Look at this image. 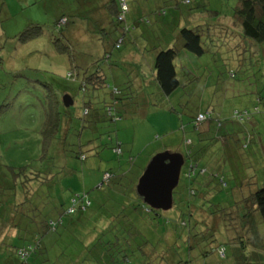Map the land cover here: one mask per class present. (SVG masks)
Segmentation results:
<instances>
[{"label": "rangeland", "instance_id": "1", "mask_svg": "<svg viewBox=\"0 0 264 264\" xmlns=\"http://www.w3.org/2000/svg\"><path fill=\"white\" fill-rule=\"evenodd\" d=\"M127 1L129 10L126 14L125 25L135 24L130 34L137 46L132 44L122 46L121 51L129 58L121 64L116 63L112 58L106 60L108 63L103 61L99 65L103 70H106L108 65L118 67L117 71H113L117 78L121 76L122 71L134 78L138 68L134 56L141 60L142 54H148L153 45L165 47L163 44H168L179 49L176 62L178 63L179 80L185 86H179L168 96L169 99L156 93L152 99L156 101V109L149 111L147 120L151 123L153 121L157 123V120L159 123L164 122L167 126L166 130H157L151 141L150 138L137 137L130 147L131 137L129 135H132V130L126 134L123 127L119 128V126L131 122L130 120H133L135 116L124 115L121 111L122 115L119 111L122 115V123L119 125L110 122L104 116L103 110L83 115L84 102L103 101L106 99L107 92L78 91L77 82L71 81L66 75L72 73L75 68L73 78L76 79L78 67L82 69L90 67L91 63L101 58L104 50L110 46L116 35L115 27L118 25L114 17H108L107 14L104 18L101 17L105 22H109V26L102 30L97 20L103 13L99 14L98 10L95 11L97 14H91L88 0H0V184L9 179L6 167H22L29 164L26 174L22 175L33 173L34 170L53 172L52 190L54 191H51V202L58 197L61 205L67 207L69 196L83 192L90 199L91 207L83 215L77 216L78 219L70 230L68 229L57 237L49 234L44 238L49 263L111 264L107 254L106 257L103 253L100 256L99 250H103V247L99 244L111 239L113 233L119 235L123 231L126 235L132 234L137 237L132 243L139 244L147 240L150 244L159 243L157 247L159 252L168 249L167 258L170 264H178V262L187 264L189 261L192 264H233L229 257L230 254L221 257L214 252L216 247L228 244V241H226L227 236L222 225L210 226L207 213H213L218 208L224 209L235 202L232 191L236 193L238 187L229 182L230 175L234 178L233 173L223 171L220 163L226 166V152H234L238 156L243 155L247 146L246 151L251 150L252 144L248 142L247 132L251 133L252 125L253 132L259 135L261 141L257 143V148H254L255 155L247 157L249 170L257 172L258 185L264 184V113L253 115L254 120L249 124L233 123L237 129L232 137L199 142V147L209 144L208 152L205 150L207 154L203 150L202 156L200 151L196 153L201 156L199 169H204V173L199 174L197 179L199 183L206 184V186L200 185V195L203 197L200 195L195 198L189 197L188 180L181 178L173 192L175 205L166 211L159 210V213H156L158 218L155 219L154 213L145 215L147 211L143 210L142 206L140 213L138 209L132 211V206L137 207L141 199L138 196V199L136 198V187L134 189H128V187L130 181L137 180L138 174L143 173L142 169H145L150 162L148 157L151 153L165 149L163 147L166 146L177 147L179 143L180 148L177 151L182 152L186 150L185 139L191 141L197 139L198 134L192 129L191 119L196 112L207 111L214 92L218 95V91L225 89V92L230 95L238 90L241 93L240 97L227 96L223 99L215 95L217 102L218 99L221 103L225 102L223 114L226 116L234 109L251 108L252 96L246 94L251 88L250 79H243V77L241 81L231 79L228 67L221 66L219 63L215 64L209 54L200 58L181 51L178 42L182 44V40L174 38L177 26L190 22L189 25H191L196 21L201 24L203 19L211 24L232 25L235 30H238L230 21L231 9L236 0H191L189 4H184L182 0L178 10L174 9L170 3L171 0H136V5L132 0ZM149 9L159 11V13H151ZM209 11L219 13L213 15ZM162 12H164L163 15ZM73 13L78 17L73 18L66 25H55L54 28V23L60 16L73 15ZM138 17L146 18L148 23H134V19ZM29 24L39 25L45 32L39 38L21 43L17 34ZM59 31L62 32L63 38L69 41L70 55L57 52L52 43L51 33L61 39L58 35ZM225 31L228 32L227 27H224V31L216 32L224 34ZM230 35L234 37L235 35L229 34L226 38L232 45L235 40L231 39ZM161 36H166L165 40L159 39ZM217 36L223 37L224 35ZM221 40L224 42L223 39ZM61 42L63 44L62 40ZM134 48L138 50L135 52ZM140 65L146 68L143 62ZM106 75L109 74L106 73ZM195 76L198 79L193 80ZM188 78L193 81L188 82L190 81L187 80ZM46 83L51 84L54 92L59 96L62 94L63 87L71 91L68 94L72 98V104L69 107L63 106L64 108L61 109L63 116L70 117L71 130L62 148L59 144L62 142H60L62 124L58 137L54 141L55 144H52L48 158L46 157L48 160L42 159L39 162V157L43 155L40 131L47 106L45 101L47 94L44 87ZM108 83L114 85L109 77ZM116 83L118 86V82ZM74 91H77L76 94ZM154 114H157L155 118ZM116 132H119L117 141ZM137 134L139 132L136 129ZM124 135H126L125 139L121 137ZM201 139H211V137L205 133L202 134ZM79 144H83L80 150L86 156L82 161L74 157ZM129 150H133V153ZM152 150L154 151L151 152ZM250 162L259 166V171ZM238 165L235 164V167L237 168ZM246 166L248 167L247 164ZM188 167L189 164H184L181 173L187 174ZM25 171L26 169L22 173ZM237 183L240 182L237 181ZM246 189L248 190V187ZM1 190L0 187V264H11L16 260V256L11 253L14 252L15 247H18L19 241L13 240L12 235L4 236L8 230L5 231L3 228L9 224V219H5L4 215L8 217L10 214L9 217H11L15 215V212H12L6 205L8 200L4 199ZM45 190L43 188V192ZM123 192H126V197L123 196ZM188 197L196 210L193 218L198 224L195 226L192 222H187L189 215L185 212V223H187L185 243L184 239H178L179 234L175 237L173 231H168L160 237L162 232L160 229L167 227L165 221H171L177 212L188 208L189 205H186ZM178 199L183 202L180 206L176 205ZM38 202L40 198L37 196L36 201H31V204L35 207ZM41 203H44L43 200ZM49 207L50 205L47 204L41 208L37 207L43 215L41 218H54L53 212L48 211ZM143 215L146 219L153 218L151 226L143 220ZM28 218L33 219L32 216ZM112 219H114L111 222L114 229L111 232L102 233L103 228ZM207 227L208 230H206ZM116 230L119 232L115 233ZM259 233L264 241V226L260 218ZM95 236L100 238V243L95 240ZM114 257H118V254ZM37 264L40 263L37 261ZM115 264H141V262L137 257H131L124 262L117 258Z\"/></svg>", "mask_w": 264, "mask_h": 264}, {"label": "trees", "instance_id": "2", "mask_svg": "<svg viewBox=\"0 0 264 264\" xmlns=\"http://www.w3.org/2000/svg\"><path fill=\"white\" fill-rule=\"evenodd\" d=\"M88 1V4L90 5L89 11L93 12L91 14H97L96 12L98 10L99 14L101 12L103 13V15H99V20H97V23L101 25L100 29L105 30L109 26V22H105L101 17L104 18V15L106 14L108 17H114V20L118 25L115 27L116 35L111 41L110 46L104 50L100 59L91 63L90 67L84 69L80 67L77 68L78 75H76V79L73 78V71L75 68H73L72 73H69L66 76L71 81L77 82L78 91H90L91 93H99L101 91L107 92L106 99H103V101L101 100L95 103H93V100L92 102L83 101V115H89L92 111L103 110L104 116H106L110 122L118 123L121 121L123 115L120 111V104L124 100L129 101L130 96L126 95L125 91L121 90V88L114 87L113 85L111 86L108 83L99 64H101V62L103 63V61L109 60L112 51H121L124 44L137 46L130 34V31L135 27V24L128 23V26L125 25L127 21L126 14L129 10V3L127 0H122L126 4L127 10L125 13L122 12L121 19H119L121 14V0ZM132 2H134V0H132ZM181 2L182 0H171L170 3L174 6L175 10H178ZM183 2L184 4H189L191 0H184ZM157 12L159 13V11H154L153 13ZM209 13L217 15L219 12L209 11ZM163 14L164 12H162V15ZM77 17L78 16L75 13H73V15L63 14L58 18L56 23H54V28L56 27L55 25H66L67 23H70L73 18ZM183 19L185 20V18ZM230 19L238 30H235L232 25L224 26V24L222 25L220 23L211 24L203 19L201 24H199V21H196L191 25H189L190 22L186 25L183 24L177 26L178 28L176 29V35L174 37L178 40H182V44L179 45L181 51L191 53L200 58L209 54V56H212V60L215 61V64L219 63L221 66L228 67L231 79L241 81V78L243 77V79L251 80V83L249 84L251 88L246 92V94L252 96L251 108L244 107L241 109H234L228 116H226L223 114L225 102L221 103L220 99L227 98V96L240 97L241 93L238 90L230 95L225 92V89H221L222 91H218V95H216L217 92L216 94L214 92L207 111H198L192 117L191 126L193 131L198 134V137L197 139H193L195 142L190 139H185L184 144L186 150L184 151V159L185 164H189V171L185 175L182 173L180 174V180L181 178L188 180L187 191L189 197L195 198L196 196H199L201 186H206V184L203 185L202 183H199L197 179L199 174L204 173V169H199V167H201L199 160L202 156V150L205 154L208 152L207 147L209 144L199 147V142L213 141L216 138L224 139L226 138L224 130L226 124H249L254 118L253 115L264 113V0H236L231 9ZM146 20V18L138 17L134 19L133 22L147 24L148 22ZM224 27H227L228 32L225 31L224 34H218V32H216L224 31ZM44 32L43 27L29 24L23 31L17 34V38L21 43H25L41 37ZM58 33V35L61 36V39L51 33L52 43L57 52L70 55L69 41L63 38L62 32L59 31ZM229 34L235 35V37L230 35L231 39L234 38L235 40L232 45L229 44V40H226L227 35ZM217 35L224 36L220 37ZM165 38L166 36H161L159 39L165 40ZM221 39H223L224 42ZM61 40L63 41V44ZM163 45L165 47L157 45L153 49H150L148 54L153 57L151 68L153 74L152 83L157 85L161 96L168 97L179 86L185 85H182L179 80L178 63L176 62L179 49H176L175 46ZM134 49L135 52L138 50L137 48ZM106 63L108 62L106 61ZM196 79H198V77L195 76L193 80ZM187 80H190L188 82L193 81L190 78ZM44 85L47 94L45 98L47 106L43 126L40 131L41 148L43 149L44 156L41 155V157H39V162L42 159H45L46 161L48 160L49 150L52 147V144H55L54 141L58 137L62 124V138L60 140V142H62L59 143L62 145V148L71 130L70 117L63 116L61 111V109L64 108L62 95H69L68 93L71 91H69L67 87H63L62 94L59 96L54 92L51 84L46 83ZM76 92L77 91H74V94H76ZM215 95L220 98L218 99V102L216 101ZM98 104H100V106H97ZM119 111L122 115L119 114ZM244 112H246V115L243 114ZM198 115H202L203 120L197 121ZM207 125H210L208 132L204 130V127ZM205 133H207L211 139L202 140V134ZM248 138V142L250 143L251 139L250 137ZM193 145L197 148L193 149ZM82 146L83 144H79L78 151L74 153V157H77V159H80L81 161L86 158L85 153L80 150V147ZM59 149H61L60 146ZM92 149H94V147ZM175 149L176 148L171 151H175ZM195 149H197V151H195ZM199 151L201 152V156H198V154L196 155ZM27 167H29V164H25L22 167H6L9 172V179L3 184H0L2 189L1 193H3V196L5 197L4 199L8 200L6 205L9 206L8 208L12 212H15V215H12L11 217H9L10 214H8V217L4 215L5 219H9V224H7L6 228H3L5 231L6 229L8 230L4 236L12 235L13 240L17 239L19 241L18 247H15L14 252L11 253L16 256L14 262H11L10 260L11 264H37V261L40 264H42V262L48 264L50 259L48 257L47 245L44 244V238L49 234H52V236L56 235L57 237L68 229L70 230L76 223L78 219L77 216L83 215L91 207L92 203L85 192L69 196V204L67 207L61 205L58 197L51 202V191H54V189L52 190V184L54 183L53 172L34 170L33 173L22 175L26 174ZM25 169L26 171L22 173ZM106 175L108 176V174H105V176ZM233 176L234 178L232 177V179L229 177V182L232 185L236 184L237 181L240 182L239 184L237 183V194L232 191V194L235 197V202H232L231 205L224 209L218 208L213 213H207L210 226L215 227L216 224H218V226L222 225L226 232V241H228V244L226 243L216 247L214 252L221 257L230 254L229 257L233 264H264V241L259 233V218L264 226V184L258 185L256 172L248 175L246 174L245 179L240 175ZM204 181L206 182V180ZM220 182L222 183L223 181ZM129 183L130 186L128 189H134L137 180H132ZM247 187L248 190L246 189ZM43 188L46 189L44 192ZM37 196L40 198V202H38V204L35 203L36 205L34 207L31 204V201H36ZM123 196H127L126 192H123ZM137 196L138 195H136V198L138 199L139 196ZM189 197L186 202V205H189L188 208L185 211L177 212V215L174 216L171 221H165L167 227L160 229V231H162L160 237L168 231H173L175 237L179 234L178 239H184L185 243V225H187V223H185V212L189 215L187 222H192V225L195 226L198 224L193 218L196 210L194 206L191 205L192 203ZM41 200H43L44 203H41ZM87 202H89L88 205L86 204ZM182 203L183 202L178 199L176 205L180 206ZM45 204L50 205L48 211L50 213L53 212L54 218H41L43 215L40 214L37 207L41 208ZM174 205L175 203L173 201L172 207ZM141 206L143 210L147 211L145 212V215L154 213V218H158L156 213H159V210L151 209L144 204L142 199L140 200V203L138 202L137 207L136 205L132 206V211L138 209L140 213ZM28 216H32L33 219L30 220ZM142 218L151 226L153 218L146 219L144 218V215ZM113 221L114 219L108 221V225L103 228L102 233L108 231L111 232L114 229V225L111 223ZM208 222H205V224H208ZM152 226H154V224ZM59 228L61 230H58ZM206 230H208V227ZM114 232L118 233L119 230ZM189 232H191V230H189ZM97 237L95 240L100 243V238ZM136 238L137 237H134L132 234H124L123 231H121L119 235L113 233L111 239L99 244L103 247V250H99L100 256H102L103 253L106 257L107 254L109 263L111 264H115L117 258L124 262L128 261L131 257H137L141 264H170L167 258L169 252L168 249L159 252L157 248L159 243L150 244L147 240H143L139 244L135 242L132 243L133 240L136 241ZM115 254H118V257H114ZM205 255L203 257H205ZM99 259L100 257L98 260ZM180 263L181 262H178V264ZM182 264H185V262H182ZM187 264H192V262L189 261Z\"/></svg>", "mask_w": 264, "mask_h": 264}, {"label": "crops", "instance_id": "3", "mask_svg": "<svg viewBox=\"0 0 264 264\" xmlns=\"http://www.w3.org/2000/svg\"><path fill=\"white\" fill-rule=\"evenodd\" d=\"M133 3H134V5H136V0H134ZM149 11L152 13L155 10L149 9ZM90 12L93 13L92 11H90ZM90 12H89V14H90ZM178 44L181 45L180 42H178ZM166 45L168 46V44H166ZM154 47H156V46L153 45L150 49H153ZM124 54L125 53L122 51H118V52L112 51V53L110 55V59L114 58L116 63L121 64L124 60L129 58V56H125ZM142 57L143 58L140 60L134 56L135 62L138 63V68H137V71H136L134 78H132L125 71H122L121 76L119 78H117L113 74V71H117L119 68L114 66V65H108L106 70H103L101 68L102 73H103V75L107 81H108V77H109L111 79L112 83L114 84L113 85L114 87L121 88V90L125 91L126 95L130 96L129 101L124 100L120 104V111H122L124 113V115L135 116V117L133 120H130L131 122H126L125 124H123V126L120 125V123H122V120L118 122V124L120 125L119 128L123 127V130L125 131L126 134L129 130H132V135H129L131 137L130 147H131L132 143H135V139L137 137H143L144 139L150 138V141H151L154 133L157 130H159V129H161V130L165 129L166 130V128H167V126L164 122L159 123V121L157 119H156L157 123H155L154 121L152 123L147 121L149 119L148 118L149 111L156 109L155 108L156 107V101H153L152 99L154 98V95L156 93H159V90H158L157 85H154L152 83L153 74H152L151 68H152L153 57L150 54H146V55L142 54ZM142 62L146 65V68L144 65H143V67H141L140 63H142ZM106 73H108L109 75L107 76ZM116 79H118V81ZM116 82H118V86L116 85L117 84ZM166 98H168V97H166ZM208 101H209V98H208ZM155 115H157V114H154V118L156 117ZM209 128H210V125H207L204 127V130H206V132H208ZM136 129L139 132V134H137V135H136ZM224 129H225V136L226 137H232L237 128H235L231 124H227V125H225ZM117 133H119V132L115 133L116 141L118 139ZM247 134L251 139L250 140V143L252 144L251 150L249 152H247L246 151V149L248 148L247 147V148H245V152L243 153V155H238V156L234 152H230V153L226 152V159H227L226 166L224 167V166H222V162L220 163V166L222 167L223 171H225V170L231 171V173H233V175H240L243 179H245L246 174L248 175V174L256 172L253 170H249L250 167H249V162H248L247 157L255 155L256 152H254V148H257V143H259V141H261L259 135L255 134L253 132V128L251 129V133L247 132ZM121 137H123L125 139L126 135L121 136ZM163 148H165V149H160V150H156V151L152 150L151 152L154 151V153H151V155H149L148 159L151 160L152 156H154L156 153H159V152L160 153L163 151L172 152L171 150H173L174 148H176V150L173 152L181 153L184 156V151H182V152L177 151L180 148V143L178 144L177 147H174V148L171 146L170 147L166 146ZM194 148H197V147L195 145H193V149ZM142 149L143 148H141V150ZM141 150L139 151L140 153H141ZM129 152L133 153V150H129ZM223 161H225V160L223 159ZM235 164H239L237 168L235 167ZM246 164L248 165V167L246 166ZM250 164H253L255 166V168L259 171V168H260L259 166L255 165L252 162H250ZM142 170H144V169H142ZM141 175H142V173L138 174L137 181ZM230 179H232L231 175H230ZM236 185H237V183H236Z\"/></svg>", "mask_w": 264, "mask_h": 264}, {"label": "water", "instance_id": "4", "mask_svg": "<svg viewBox=\"0 0 264 264\" xmlns=\"http://www.w3.org/2000/svg\"><path fill=\"white\" fill-rule=\"evenodd\" d=\"M62 103L69 107L72 104L70 96L64 95ZM184 164V156L178 152L164 151L152 157L136 184L137 195L144 204L154 210L171 209L173 191Z\"/></svg>", "mask_w": 264, "mask_h": 264}, {"label": "built area", "instance_id": "5", "mask_svg": "<svg viewBox=\"0 0 264 264\" xmlns=\"http://www.w3.org/2000/svg\"><path fill=\"white\" fill-rule=\"evenodd\" d=\"M120 8H121V14H120V16H119V19H121L122 18V12H126V10H127V7H126V4L124 3V1H122L121 0V2H120ZM236 114V113H235ZM244 115H246V112H244L243 113ZM243 117V116H242ZM241 117V118H242ZM201 120H203V116L202 115H198V117H197V121H201ZM106 177H107V175H106ZM87 205L89 204V202H87L86 203Z\"/></svg>", "mask_w": 264, "mask_h": 264}]
</instances>
